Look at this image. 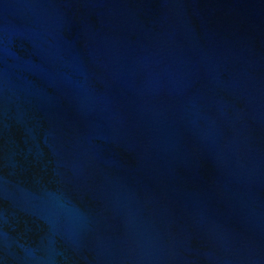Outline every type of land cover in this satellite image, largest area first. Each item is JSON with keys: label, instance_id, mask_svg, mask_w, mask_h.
I'll list each match as a JSON object with an SVG mask.
<instances>
[{"label": "water", "instance_id": "obj_1", "mask_svg": "<svg viewBox=\"0 0 264 264\" xmlns=\"http://www.w3.org/2000/svg\"><path fill=\"white\" fill-rule=\"evenodd\" d=\"M0 264H264V0H0Z\"/></svg>", "mask_w": 264, "mask_h": 264}]
</instances>
